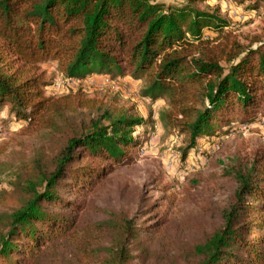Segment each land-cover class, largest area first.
Masks as SVG:
<instances>
[{
  "label": "trees",
  "instance_id": "obj_1",
  "mask_svg": "<svg viewBox=\"0 0 264 264\" xmlns=\"http://www.w3.org/2000/svg\"><path fill=\"white\" fill-rule=\"evenodd\" d=\"M229 26L192 2L0 0V105L64 139L51 168L32 158L0 190V264H264V149L192 180L188 203L211 191L227 197L212 232L192 224L200 238L188 248L161 243L168 212L155 211L176 203L161 176L152 180L162 198L145 202L141 225L127 210L94 220L100 207L88 200L110 170L132 160L144 120L101 108L80 116L93 102L47 97L40 73L55 61L69 78L145 79V95L167 103L162 119L188 134L186 160L200 139L226 133L235 119L264 117V42L244 46Z\"/></svg>",
  "mask_w": 264,
  "mask_h": 264
},
{
  "label": "rangeland",
  "instance_id": "obj_2",
  "mask_svg": "<svg viewBox=\"0 0 264 264\" xmlns=\"http://www.w3.org/2000/svg\"><path fill=\"white\" fill-rule=\"evenodd\" d=\"M158 1L179 7L192 2L194 8L231 22L224 31L244 46L257 48L264 42V0ZM205 32L215 36L211 31ZM40 73L48 84L44 89L47 97L71 95L93 102L94 110H84L80 116L95 114L101 108L144 120L143 125L135 128L134 138L139 144L132 148V160L110 170L88 200L100 207V211L92 215L94 220L114 219L122 210H127L130 219L134 217L141 225L145 202L153 204L162 198L163 194L152 180L154 176H161L162 183L169 188L168 194L176 199L175 205L163 201V206L155 211V214L168 212L161 243L174 241L175 247L188 248L200 238L190 229L192 224L206 233L212 232L220 223L215 209L225 206L227 197L223 190L211 191L201 203H188L192 180L198 177L206 180L210 174L220 173L238 153L249 155L264 149V117L257 114V121L235 119L226 133L200 139L183 160L189 136L162 119L169 111L167 103L163 99L153 101L145 95V79L137 80L130 72L123 76L94 74L83 79L69 78L55 61L43 63ZM63 142L58 134L17 120L10 105H0V190L8 188L17 167L32 158H38L51 168L52 158Z\"/></svg>",
  "mask_w": 264,
  "mask_h": 264
}]
</instances>
